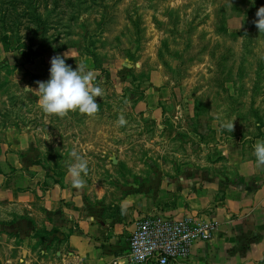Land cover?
<instances>
[{"label":"rangeland","instance_id":"obj_1","mask_svg":"<svg viewBox=\"0 0 264 264\" xmlns=\"http://www.w3.org/2000/svg\"><path fill=\"white\" fill-rule=\"evenodd\" d=\"M260 7L264 0H0V172L60 182L75 149L92 183L109 191L152 156L210 159L200 145L214 129L253 149L264 140ZM66 52V64L85 62L104 90L92 117L45 118L23 90L47 82L51 58ZM147 97L169 122L143 124L138 103ZM121 113L127 123L117 126ZM42 212L38 199L0 198V264H55L66 233L48 230Z\"/></svg>","mask_w":264,"mask_h":264},{"label":"crops","instance_id":"obj_2","mask_svg":"<svg viewBox=\"0 0 264 264\" xmlns=\"http://www.w3.org/2000/svg\"><path fill=\"white\" fill-rule=\"evenodd\" d=\"M158 100L147 97L138 103L143 124L163 119L158 104L154 106ZM169 120L166 116L162 121ZM150 137L147 145L155 147ZM200 146L210 159L160 161L152 156L138 165L137 176L126 173L109 191L97 188L89 174L83 177L85 187L77 190L68 174L60 182L45 183L41 173L27 177L21 171L0 172V198L27 204L39 200L46 228H56L57 236L66 233V239L56 243L55 264H117L118 258L133 264L129 238L138 219L153 213L173 219L195 215L220 223L215 235L197 242L182 264H264V167H256L252 148L217 129L205 132Z\"/></svg>","mask_w":264,"mask_h":264},{"label":"clouds","instance_id":"obj_3","mask_svg":"<svg viewBox=\"0 0 264 264\" xmlns=\"http://www.w3.org/2000/svg\"><path fill=\"white\" fill-rule=\"evenodd\" d=\"M257 19L255 26L260 33H264V7L256 12ZM70 58L68 52L63 56L51 58L50 79L47 82L36 81L37 89L25 86V92H32L38 97L37 106L45 118L55 116L65 118L70 113L78 112L81 115L92 117L99 112L98 97H103L104 90L96 84L94 71L87 69L86 63L81 61L77 64L76 70L66 64ZM127 123L123 113L117 120V126H124ZM222 129L229 132L234 130V121H226L221 125ZM253 156L257 168L264 167V140H257L253 145ZM74 162L68 163L67 174L71 184L77 190L85 187L86 181L83 178L88 175V161L75 149L70 153ZM126 201L121 205V214H126ZM123 258L117 259V264H122Z\"/></svg>","mask_w":264,"mask_h":264},{"label":"built area","instance_id":"obj_4","mask_svg":"<svg viewBox=\"0 0 264 264\" xmlns=\"http://www.w3.org/2000/svg\"><path fill=\"white\" fill-rule=\"evenodd\" d=\"M220 223L215 219L188 215L173 219L148 214L136 222L129 238V261L133 264H182L193 246L210 240Z\"/></svg>","mask_w":264,"mask_h":264},{"label":"trees","instance_id":"obj_5","mask_svg":"<svg viewBox=\"0 0 264 264\" xmlns=\"http://www.w3.org/2000/svg\"><path fill=\"white\" fill-rule=\"evenodd\" d=\"M4 43H5V45L7 44V42H6V41H5ZM32 55H33V53H32Z\"/></svg>","mask_w":264,"mask_h":264}]
</instances>
